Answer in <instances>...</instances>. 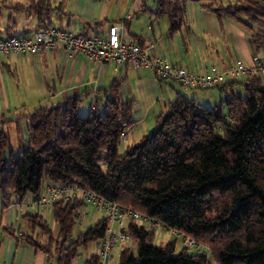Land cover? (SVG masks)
<instances>
[{
	"label": "trees",
	"instance_id": "1",
	"mask_svg": "<svg viewBox=\"0 0 264 264\" xmlns=\"http://www.w3.org/2000/svg\"><path fill=\"white\" fill-rule=\"evenodd\" d=\"M46 2L16 10L33 9L44 16ZM188 2L217 19L264 23L259 0H156L154 14L167 17L171 34L183 27ZM250 40L255 50L263 49L264 30H252ZM226 82L223 101L211 109L178 93L168 113L155 119L151 133L123 154L118 148L125 130L133 126V103L121 100V84L106 90L101 111L87 116L77 113L80 98L35 110L28 117L26 150L15 153L0 130L2 209L13 199L22 204L28 197H40L47 181L69 185L132 210L209 252L177 251L176 240L155 247L153 227L128 221L126 232L136 249H123L118 264H264V82L260 77ZM84 206L78 199L53 205L56 233L36 208L24 220L43 240L18 234L17 241L43 251L49 263L73 264L79 250L103 239L108 228L103 219L73 238ZM6 231L15 235L13 229ZM84 264H99L98 257Z\"/></svg>",
	"mask_w": 264,
	"mask_h": 264
},
{
	"label": "crops",
	"instance_id": "2",
	"mask_svg": "<svg viewBox=\"0 0 264 264\" xmlns=\"http://www.w3.org/2000/svg\"><path fill=\"white\" fill-rule=\"evenodd\" d=\"M40 1L43 0H0V37L29 36L47 27L94 37L105 35L109 26L120 25L124 28L125 38L133 39L149 59L163 56L169 63L198 74L206 73L210 67L225 69L236 61L249 69L254 56L264 60V48L255 50L250 40L251 31H263L264 23L246 20L237 23L227 17L217 19L197 3L185 4L183 27L171 34L167 17L154 14L156 0H45L49 8L41 17L33 9L16 10L19 6L29 7ZM216 1L225 4L237 0ZM259 1L264 3V0ZM232 81L227 79L226 84ZM115 82L121 84V100L133 103V126L125 130L118 148L123 154L151 133L155 119L168 113L170 103L181 92L172 85L175 83L160 81L147 68L133 69L127 65L116 74L111 63H90L83 55L72 56L61 48L29 58L0 55V130L9 136L15 153L24 151L28 145V117L35 110L80 98L78 114L87 115L95 109L101 111L108 97L106 90ZM227 89L222 86L196 95L200 96L205 108L211 109L223 101ZM231 89L238 91L241 88L232 86ZM214 91L219 93L214 94ZM189 99L199 105L197 98ZM48 184L49 181L44 183L41 195L46 192ZM31 199L28 197L22 204H16L13 199L6 209H2L0 200V261L6 264H54L48 262L43 251L16 239L18 234L35 236L36 231L31 230L24 220L27 214L36 212V208L27 205ZM84 203V214H79L77 221L79 233L85 231L83 226L89 228L106 219L103 211L99 212L91 203ZM48 214L53 222L51 208L40 209L45 220ZM8 229L15 231V237L6 231ZM36 240L42 241L43 238L40 235ZM94 245L96 248V243ZM128 249L134 252L136 245ZM114 253L119 258L120 252L114 250L111 261ZM73 264L79 263L75 261Z\"/></svg>",
	"mask_w": 264,
	"mask_h": 264
},
{
	"label": "built area",
	"instance_id": "3",
	"mask_svg": "<svg viewBox=\"0 0 264 264\" xmlns=\"http://www.w3.org/2000/svg\"><path fill=\"white\" fill-rule=\"evenodd\" d=\"M124 28L120 25L108 27L105 35L85 37L73 30H59L47 27L29 36L0 37V55H13L29 58L44 55L54 48H61L72 56L83 55L90 63L113 65L114 73L119 74L127 65L136 69L144 67L153 71L162 82H173L181 87L196 90H210L217 86H224L227 79L240 81L242 78L260 77L264 80V60L258 56L252 58V66L246 69L239 61L230 63L225 69L210 67L204 74L194 73L185 67L176 66L163 57L149 59L142 53L133 39L125 38ZM101 168L104 165L100 163ZM82 200L91 203L99 212L105 213L108 228L105 237L96 243V256L99 264H109L112 252H121L125 248L134 246V240L127 234L125 223L134 222L137 226L157 227L150 219L120 208L117 204L104 200L88 190H81L69 185L53 184L49 182L46 192L38 198L28 201L29 208L47 209L57 203L66 205L71 200ZM188 238L182 242L183 247L194 253H204L206 250ZM186 243V244H185ZM0 264H6L0 261Z\"/></svg>",
	"mask_w": 264,
	"mask_h": 264
},
{
	"label": "rangeland",
	"instance_id": "4",
	"mask_svg": "<svg viewBox=\"0 0 264 264\" xmlns=\"http://www.w3.org/2000/svg\"><path fill=\"white\" fill-rule=\"evenodd\" d=\"M147 1H151V0H147ZM166 20V19H165ZM177 90H179V92H181V93H183L184 95H187L189 98H197V100L196 101H198V103H199V105H201V107L202 108H205L206 106H204L203 104H201V98H200V96L198 95H196V94H198L197 92H200V93H202V92H206L207 90H203V91H198V90H196V89H188V88H184V87H181V86H179V85H177V84H172ZM240 92H241V90H239ZM216 92H218V91H216ZM216 92L214 91V94H216ZM219 93V92H218ZM241 94H243V92H241ZM215 98V97H214ZM219 105V104H218ZM205 109H208V108H205ZM224 113H226V110L224 109ZM80 116H87L86 114H79ZM100 163V162H99ZM84 210H85V207H83L80 211H79V214H84ZM48 212H50V211H48ZM47 214V213H46ZM46 220H47V222H48V224L51 226V228H52V231L54 232V233H56V226H55V224L53 223V222H51V219H50V215L48 214V215H46ZM126 224L127 223H125V226H126ZM88 227H87V225H85V226H83L82 227V229L83 230H86ZM78 230H79V224L77 223L76 224V226H75V229H74V231H73V238H75L76 236H77V234L79 233L78 232ZM82 230V231H83ZM154 230H155V239H154V242H153V244H154V246L155 247H161V246H164V245H166V244H168V243H170V242H172V241H174V240H176L177 241V245H176V249H177V251H179L182 247H183V245H182V238L181 237H178V236H175L171 231H168V230H166L164 227H162V226H157V227H154ZM35 238H37V239H40V231L37 229L36 230V233H35V236H34ZM195 242V241H194ZM134 243H135V241H134ZM186 243H190V240H188ZM185 243V244H186ZM200 246V245H199ZM201 247V246H200ZM201 248H203L204 250H206V254H204V253H199V254H203V255H207V254H209V252H208V248L206 249L205 247H201ZM191 251V253H194L192 250H190ZM94 253H96V248H95V245L94 244H90L89 246H88V248H87V250L86 251H84V250H79V252H78V257H77V259L75 260L76 261V263H79V264H84V261H85V259H87V258H89L90 256H93L94 255ZM113 253V252H112ZM112 258V257H111ZM113 258H114V260H112L109 264H118V260H119V258H117V256L115 255V253H114V256H113ZM74 261V262H75ZM73 262V263H74Z\"/></svg>",
	"mask_w": 264,
	"mask_h": 264
}]
</instances>
